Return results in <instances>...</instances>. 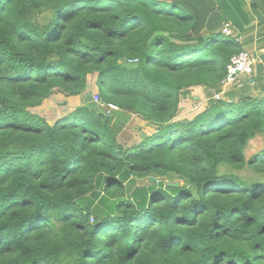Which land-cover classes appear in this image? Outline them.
I'll return each mask as SVG.
<instances>
[{
    "label": "trees",
    "instance_id": "16d2710c",
    "mask_svg": "<svg viewBox=\"0 0 264 264\" xmlns=\"http://www.w3.org/2000/svg\"><path fill=\"white\" fill-rule=\"evenodd\" d=\"M222 23L193 0H0V264H264V93L214 98L243 51ZM95 74L100 103L31 111ZM194 89L206 110L180 120ZM129 114L152 134L126 148Z\"/></svg>",
    "mask_w": 264,
    "mask_h": 264
},
{
    "label": "crops",
    "instance_id": "0c3cea01",
    "mask_svg": "<svg viewBox=\"0 0 264 264\" xmlns=\"http://www.w3.org/2000/svg\"><path fill=\"white\" fill-rule=\"evenodd\" d=\"M193 2L199 5V8L203 14H207V17L212 15L215 16L216 14L220 15V19L223 21L222 25L220 26L221 30L227 23L232 25L233 36L242 46L243 51L249 52L256 61L255 72L253 75H251V84L248 88V91L251 93L258 91V93L263 94L264 72L262 74V80H258V76L259 70L261 68L264 69V0H213L215 5L214 10L212 9L213 4L211 3L212 5H209L205 0H193ZM253 77H257V80L254 81L252 79ZM89 85L90 83H88L87 90L90 89ZM243 85L244 84L238 83L237 87L242 88ZM200 90L202 91V89ZM95 91L98 92L97 86ZM86 92L87 91H85V93ZM58 93V91L55 92V94ZM85 93L79 96L66 98H75L80 103L84 101ZM198 94L201 93L198 92L197 95ZM198 96L201 98V95ZM38 108H41L39 110V114L48 119L50 123L56 122L63 118L61 117L63 113L62 110L59 108L55 99L51 96L46 99L40 107L35 109ZM32 112L36 113V111ZM150 134H152L151 131L149 132V135Z\"/></svg>",
    "mask_w": 264,
    "mask_h": 264
},
{
    "label": "rangeland",
    "instance_id": "374dc122",
    "mask_svg": "<svg viewBox=\"0 0 264 264\" xmlns=\"http://www.w3.org/2000/svg\"><path fill=\"white\" fill-rule=\"evenodd\" d=\"M251 78L250 76L244 77L240 80L241 84H245L248 79ZM88 83H90V89H88V85L86 88V94L88 93H94L96 92V86H97V75L95 74L94 76H89L88 77ZM238 86V83L236 85H233L231 87H228L226 90V94L224 96L225 99H228L227 97V93L231 92L232 89H234L235 87ZM200 92L201 94V98L200 96L197 95V93ZM60 93V94H59ZM58 94H55L51 97H53L56 101V103H58L59 108L62 110V116L61 117H67L69 115H71L73 112H75L77 110V108L84 106V101L80 102L78 100L74 99H67L65 94H62L61 92H59ZM255 96H259L260 93H258V91L252 92ZM214 98H215V94ZM200 98V100H199ZM230 101V100H229ZM209 102V97L206 96V90L203 89L202 91L200 89H194L192 94H190L189 98L186 97V95H183L182 100H181V104H180V110H179V119L180 120H193L195 119V117L204 112L206 110L207 104ZM56 105V104H55ZM101 107V111L106 114V115H111L112 111H120V109H110V107L108 105H100ZM41 109V108H40ZM39 108L32 110V111H36V113L34 114H39ZM40 117L44 118V116L40 115ZM128 122L126 124H124L123 128L119 131L118 136H117V140L119 143H121L124 147L128 148V147H132L135 144L143 141L144 139H146L149 136V132L151 131V129H149V124L148 122H146L145 120H143L139 115L137 114H129L128 115ZM61 118V119H63ZM49 124H54L56 122L50 123L48 119L44 118ZM60 119V120H61ZM148 129H147V128ZM264 147V136H259L256 139H254L250 145L248 146V149L246 151V156L247 159L250 158L252 155L258 153L262 148ZM230 169L227 166H223L222 167V172L227 173L229 172ZM237 174L240 175V177H242L243 180L245 181H254V180H259L261 179L260 175L256 174L255 172H253L251 169H249L248 167H246L245 169L241 170V171H236ZM179 182V181H177ZM149 183V179L147 180H143V179H133V185L134 186H144L147 185ZM167 183H176V182H171L169 180H167ZM181 183V182H180ZM182 185V183H181Z\"/></svg>",
    "mask_w": 264,
    "mask_h": 264
},
{
    "label": "built area",
    "instance_id": "2783aa9c",
    "mask_svg": "<svg viewBox=\"0 0 264 264\" xmlns=\"http://www.w3.org/2000/svg\"><path fill=\"white\" fill-rule=\"evenodd\" d=\"M222 33L226 36H233V29L230 23L224 25ZM256 61L252 55L247 51H241L234 55L226 67V75L222 82V91L215 92V99H225L226 90L228 87L240 83V80L244 77L253 75L255 72ZM93 99L95 103H100V97L98 92L93 93ZM110 109H118L117 106L109 104Z\"/></svg>",
    "mask_w": 264,
    "mask_h": 264
},
{
    "label": "water",
    "instance_id": "95a60500",
    "mask_svg": "<svg viewBox=\"0 0 264 264\" xmlns=\"http://www.w3.org/2000/svg\"><path fill=\"white\" fill-rule=\"evenodd\" d=\"M91 102H94V99H93V93H88L86 95H84V104H87V103H91ZM149 182L150 183H155L156 180L153 179V178H149ZM168 187H175V188H179L181 186V183L180 182H176V183H167L166 184Z\"/></svg>",
    "mask_w": 264,
    "mask_h": 264
}]
</instances>
